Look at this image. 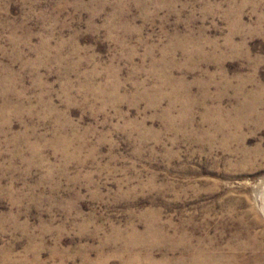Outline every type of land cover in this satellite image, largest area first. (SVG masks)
Instances as JSON below:
<instances>
[{
    "label": "rangeland",
    "instance_id": "obj_1",
    "mask_svg": "<svg viewBox=\"0 0 264 264\" xmlns=\"http://www.w3.org/2000/svg\"><path fill=\"white\" fill-rule=\"evenodd\" d=\"M0 264H264V0H0Z\"/></svg>",
    "mask_w": 264,
    "mask_h": 264
}]
</instances>
